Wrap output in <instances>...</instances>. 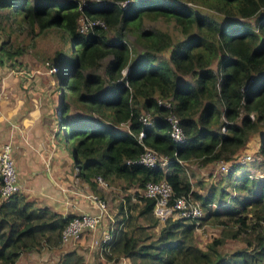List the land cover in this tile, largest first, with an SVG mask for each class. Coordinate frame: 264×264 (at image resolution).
<instances>
[{"label":"trees","instance_id":"trees-1","mask_svg":"<svg viewBox=\"0 0 264 264\" xmlns=\"http://www.w3.org/2000/svg\"><path fill=\"white\" fill-rule=\"evenodd\" d=\"M192 1L233 18L221 26L211 13L200 14L187 0H91L85 4L39 0L34 6L27 0H0V11H6L3 15L9 20L18 19V27H28L36 36L59 30L69 43L67 49H55L45 57L34 53L49 68L57 67L51 74L64 88L59 110L67 118L61 115L58 127L72 140L74 166L82 180L96 191L93 178L97 175L109 184L122 180L139 188L148 180L166 178L176 192L198 198L205 217L236 215L237 230L230 237L251 234L244 247L229 252L220 250L223 236L214 237L202 249L194 242L196 219L168 217L160 222L157 236H152L136 222V215L121 206L119 222L123 224L106 243V257L112 263L124 256L130 264H264V176L242 175L232 187L244 193L231 194L221 188L213 207L215 186L205 194L193 190L182 176L180 163L194 158L203 166L230 162L226 176L232 179L235 167L242 164L237 161L239 151L251 134L264 129V0ZM81 14L102 24L82 32L78 28ZM145 17L171 21L185 36L167 56L163 53L172 43L171 35L161 29H141ZM249 17L256 28L244 20ZM132 29L142 48L134 57L124 37ZM7 37L0 44V63L7 58L16 64L17 57L27 51L13 49ZM66 52L73 57L69 66L60 64ZM158 98L171 100V107L158 103ZM74 108L78 111L73 112ZM143 112L150 114L151 124L141 122ZM170 113L179 117L184 141L170 138ZM144 145L170 157L167 171L136 161ZM256 152L264 155V132ZM140 201L139 215L151 219L153 201L144 196ZM73 216L47 206L34 207L20 192L0 201V264H16L25 249L60 246L61 230ZM154 217L153 224L159 223ZM58 256L57 264L85 261L76 249L63 250Z\"/></svg>","mask_w":264,"mask_h":264},{"label":"crops","instance_id":"crops-1","mask_svg":"<svg viewBox=\"0 0 264 264\" xmlns=\"http://www.w3.org/2000/svg\"><path fill=\"white\" fill-rule=\"evenodd\" d=\"M23 56L31 57L32 60L28 61ZM0 58L3 59L1 55ZM9 60L5 58V62L0 63V145L4 142L12 144L17 176L21 183L20 193L31 200L34 207L47 206L63 215L96 212L95 202L89 195L95 191L78 176L74 164L73 177L69 181L65 179V176H70L64 171L66 155H62L63 150L56 144L54 137V130L60 120L61 85H58V81L55 83L50 68L36 55L30 56L25 52L17 57L12 68L7 67ZM36 61L39 64L35 67ZM23 66H26V70L33 67L35 71H42L35 73L31 68L33 76H23L22 71L18 70ZM97 188L106 190L99 186ZM110 224L108 216H105L98 227L85 231L77 241L81 250L74 246L67 249L82 253L84 264H130L124 256L115 263L102 257L97 240ZM60 246L54 248L58 254L67 250H61ZM84 249H88L89 255Z\"/></svg>","mask_w":264,"mask_h":264},{"label":"rangeland","instance_id":"rangeland-1","mask_svg":"<svg viewBox=\"0 0 264 264\" xmlns=\"http://www.w3.org/2000/svg\"><path fill=\"white\" fill-rule=\"evenodd\" d=\"M27 1L32 6H34V4L39 2V0H27ZM88 1L91 0H79V4H85ZM187 4L193 7L200 14L205 15L211 13L215 18H217L220 21L221 26H224L223 24L228 22L229 18L230 19L233 18L231 15L227 16L212 11L210 10V8L205 7V5H201L198 3L195 4L193 3L192 0H187ZM5 13L6 11H2V10L0 11V44L4 40L8 39L7 36H9V41L13 49L16 47H23L25 51H27V54L30 56H35V53L33 51H37L40 57L41 56L45 57L51 54V52L55 49H64V50L67 49L69 43H67L64 40L61 31L57 30L55 32L53 29H51L47 31V33H43L44 35L36 36L37 35L36 33H33V35H31L28 27H22V28L18 27V19L9 20L3 15ZM236 18L239 19V17ZM252 18L253 17H249V18H245L244 20H247L246 22L250 24V27L256 28V25L254 24ZM81 24L82 21L80 20L79 25ZM139 27L141 29H147V30L161 29L163 31L168 32L171 35L172 43L164 51L163 54L165 56L168 55L170 48L174 45L175 42L185 37L180 32L179 28L176 25H174V23H172L171 21H166L161 18L145 17L141 21ZM256 32L259 31L256 30ZM135 33H136L135 29H132L124 33V37L127 40L128 45L130 46L133 57L136 56L138 52L140 53L142 51L141 46L137 44V42H135ZM23 58L27 59L28 61L32 60L31 57L27 58L23 56ZM108 59L109 57L107 56L103 60V66L107 63ZM72 61H73L72 54L66 52L65 60H62L60 64L69 66L72 63ZM36 62L37 63H35V67L37 66V64H39L38 61ZM7 67L8 68L14 67V64L11 62V60H9ZM25 67L26 66H23L22 69H18L19 71H22L21 75L23 76L31 75L32 77L33 76L32 69L34 70V68L31 67L32 69L30 68L29 70H26ZM41 71L42 70L35 71V73H41ZM54 76L56 77V74H54ZM54 81L56 83L55 79ZM61 94L62 93L60 92V96ZM70 100L71 102H74L76 106L81 107L73 99ZM77 111L78 110L74 108L73 112H77ZM61 115L64 120L67 119L66 112L61 113ZM121 126H126V125L121 124ZM261 128L262 127H260V129ZM63 131L64 130H62V128L59 129L58 127H56L54 130V137H56V141H55L56 144L63 150L62 155H66V164H65L66 168L64 169V171L70 174V176H65L66 181H69L70 177H73L72 175L73 173L72 165L74 164L73 156H72L73 148H72V140L67 139ZM261 132H264V129H262L260 132H255L249 136L246 145L239 151V155H238L239 158L248 153L255 155L259 154V152L255 153V151L257 148V143L259 141V136ZM239 158H237V161L239 160ZM245 164H248V166H246ZM182 165L184 166L183 167L184 173H182V176L187 178L191 182L193 190L200 192V194H205L209 191V189L213 185L215 186L216 196L214 202L211 204V206L213 207L216 206V204L218 203L217 195H220L221 188H226L231 194L239 193L242 195L244 193L241 191H237L232 187V182L240 178L242 175L248 174L249 176L255 178L257 176L259 177L264 176V160L263 161L251 160V161L242 162V164H238L237 167H235L236 170H234L233 172L232 179L227 178L226 172H223L220 169L219 164L217 162L213 165L209 164V166L206 167L200 164L198 159L194 158L184 161ZM102 189H106V190L101 191L100 188H97L95 192L99 194L106 201L107 211L110 215L108 219L109 222L111 220L114 221L113 224L119 222L122 216L120 213L122 210L121 206H125L126 208L129 209V211L132 214L136 215L137 217L136 222H138V224L143 227L142 229L146 230L147 232H151L152 236H157V234L159 233V226L162 224L160 223L161 221L158 220L159 223L153 224L154 216L151 217V219H147L139 215V210H140L139 206L142 205V202L140 201V197L142 196V188H139L135 185H127V183H125L124 181L118 180L108 184L106 188H102ZM18 192H21V189ZM193 198L200 201L196 197ZM88 213H93V212L90 211ZM248 214L250 215L249 212ZM202 216H204L203 219L198 221V225H196L193 231V236L195 238L194 242L202 249H206L207 244L214 237L217 236H223L225 238L224 243L220 246V250L223 252H229L236 248L244 247L246 245V238L248 239L251 238V234L248 231L243 232L238 237H230L231 232L237 230L238 223H235L233 221V218L236 215L216 218L214 216L205 217V214L202 213ZM220 220H224L226 221V223L222 224ZM248 222H250V220ZM77 241L78 240L75 241L70 240L66 243L61 242L60 248L61 250H63V249L71 248V246H74L76 247V249H80L79 248L80 245ZM84 250L89 255L88 249H84ZM106 253H107L106 251L102 250V254H103L102 257L105 258L107 261H109L106 257ZM58 255H59L58 250H54L53 248L48 249L45 248L44 245H42L41 248L38 250L36 249L23 250L20 257L17 259L16 264H57V259L59 257Z\"/></svg>","mask_w":264,"mask_h":264},{"label":"built area","instance_id":"built-area-1","mask_svg":"<svg viewBox=\"0 0 264 264\" xmlns=\"http://www.w3.org/2000/svg\"><path fill=\"white\" fill-rule=\"evenodd\" d=\"M80 20L82 21L81 25H79ZM94 24H102V22L98 19L94 20L83 15L78 18V28L82 32H87ZM53 69L55 67L50 70ZM157 101L166 107H171V100L169 99L158 98ZM140 120L143 124L147 125L151 124L152 118L150 114L143 112L140 115ZM167 120L169 124L168 133L171 139L175 142L184 141L185 133L179 122V117L175 113H170L167 116ZM224 129L225 127H222V130ZM142 135L143 131H140L138 137L140 138ZM262 159L264 160V155L260 153L258 155L248 153L241 156L238 161L242 163L251 160L260 161ZM169 160L170 157L168 155L160 153L146 145H144V150L136 159L137 162L149 167L160 166L164 171L168 170ZM129 161L127 160V162ZM183 162L180 160V163ZM218 164L223 172L228 171L230 162L219 160ZM93 180L96 181L97 186L102 188H106L109 184L99 175L95 176ZM20 187L21 183L17 176L12 144L10 142H4L0 145V201L7 200L10 195L18 192ZM89 195L95 202L97 211L94 213L82 212L75 214L61 230L62 243L70 240H79L85 231L98 227L105 216H108L109 219L110 215L107 211L106 201L96 192L89 193ZM142 196L153 201L151 212L160 221L172 216H184L196 219V224L198 225L199 218L202 216L203 210L200 201L194 199L190 192L187 194L176 192L171 182L166 178L145 182L142 188ZM110 222L111 224L106 228V231L97 240L99 248L106 252L109 251L106 243L112 238L113 231L123 224L122 221L116 224H113V220Z\"/></svg>","mask_w":264,"mask_h":264},{"label":"clouds","instance_id":"clouds-1","mask_svg":"<svg viewBox=\"0 0 264 264\" xmlns=\"http://www.w3.org/2000/svg\"><path fill=\"white\" fill-rule=\"evenodd\" d=\"M53 67H55V69L50 70L51 72H52V71H56V68H57L56 66H52V67H50V69H52ZM63 90H64V88L61 89V93H62V94H61L60 101H61V99H62ZM221 129H222V128H221ZM168 130H169V128H168ZM224 130H225V129H224ZM224 130H222V131H224ZM168 134H169V133H168ZM170 138H171V137H170ZM173 141H174V140H173ZM255 153H256V151H255ZM261 161H263V159H262ZM75 168H76V167H75ZM76 170H77V169H76Z\"/></svg>","mask_w":264,"mask_h":264},{"label":"water","instance_id":"water-1","mask_svg":"<svg viewBox=\"0 0 264 264\" xmlns=\"http://www.w3.org/2000/svg\"><path fill=\"white\" fill-rule=\"evenodd\" d=\"M62 98H63V95H62ZM60 117H61V111L59 110L58 111V118L60 119ZM72 156H73V159L75 158V153H74V151L72 152Z\"/></svg>","mask_w":264,"mask_h":264}]
</instances>
